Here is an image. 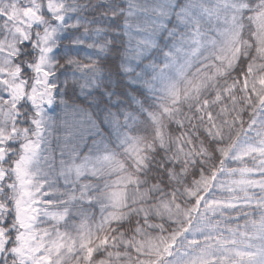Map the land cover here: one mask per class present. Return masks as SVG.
<instances>
[{
    "label": "clouds",
    "instance_id": "obj_1",
    "mask_svg": "<svg viewBox=\"0 0 264 264\" xmlns=\"http://www.w3.org/2000/svg\"><path fill=\"white\" fill-rule=\"evenodd\" d=\"M71 11L0 0V264H264V0H148L120 52Z\"/></svg>",
    "mask_w": 264,
    "mask_h": 264
},
{
    "label": "rangeland",
    "instance_id": "obj_2",
    "mask_svg": "<svg viewBox=\"0 0 264 264\" xmlns=\"http://www.w3.org/2000/svg\"><path fill=\"white\" fill-rule=\"evenodd\" d=\"M122 0H119L121 3ZM107 12H111V15H107ZM128 12L126 11L124 6H120L119 3H116V0H113L110 4H93L89 5L87 3H81L80 0H72V11L69 13V16L65 18L66 24H71L73 21L82 22V23H94L98 28H102L101 32H99L96 28L92 35V39L94 41H118L117 44H109L108 47L111 48L112 51H125L128 50L125 48L127 43L128 33L124 30V22L126 21V16ZM55 23V21H53ZM108 29H112L109 31ZM80 29L70 28L69 31L63 34V38H68L71 32H79ZM99 32V33H98ZM99 37V40H98ZM73 50H77L79 52H84L87 55L93 56V58L99 59H108L104 53L107 49L104 47V44L101 45L100 49L96 48H87L85 44H73ZM93 49V51L91 50ZM91 50V51H90ZM59 51V49L57 50ZM64 119H71L73 123L71 125L64 127V124H68L71 121H64L63 128L65 131V135L70 137L74 142L79 143L80 149L82 151L87 150L89 143L97 136L99 133L95 130V128H85L82 126L83 124V114L81 112H77L75 110H69ZM91 120V117H88Z\"/></svg>",
    "mask_w": 264,
    "mask_h": 264
},
{
    "label": "trees",
    "instance_id": "obj_3",
    "mask_svg": "<svg viewBox=\"0 0 264 264\" xmlns=\"http://www.w3.org/2000/svg\"><path fill=\"white\" fill-rule=\"evenodd\" d=\"M120 6H124L126 11L128 12L126 16V21L124 22V30L128 33L127 36V43L126 46L128 47V50H131L132 43L131 38L133 36H137L140 32L139 28H133L132 27V20L139 21L140 19L145 17V12L148 7V0H135V5L133 4V0H122L121 3L119 2ZM175 7V6H173ZM169 24L172 23L171 20L168 21ZM99 32H101L102 28L98 27L96 28ZM98 32V33H99ZM99 40V37H98ZM102 45V44H101ZM90 49V48H89ZM93 51V49H91ZM90 50V51H91ZM132 63H138V61H132ZM64 121H71L68 124H64V127L73 126L71 125L73 121L70 119H64Z\"/></svg>",
    "mask_w": 264,
    "mask_h": 264
}]
</instances>
